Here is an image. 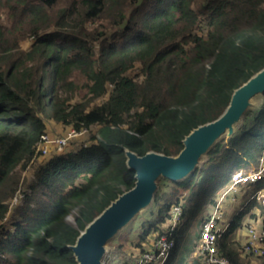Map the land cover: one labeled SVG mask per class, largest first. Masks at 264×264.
<instances>
[{
  "label": "trees",
  "instance_id": "obj_1",
  "mask_svg": "<svg viewBox=\"0 0 264 264\" xmlns=\"http://www.w3.org/2000/svg\"><path fill=\"white\" fill-rule=\"evenodd\" d=\"M1 10L0 264H77L70 247L80 233L134 185L126 152L175 157L264 67V0H0ZM258 97L200 167L158 181L137 231L126 226L109 243L140 255L164 235L173 247L163 264H176L191 223L224 179L258 165L264 93ZM50 124L86 129L90 142L54 153L15 195ZM258 192L264 173L233 197L215 241L228 264H264L235 239L245 220L264 219ZM172 205L181 211L173 228ZM70 209L71 223L62 220Z\"/></svg>",
  "mask_w": 264,
  "mask_h": 264
},
{
  "label": "water",
  "instance_id": "obj_2",
  "mask_svg": "<svg viewBox=\"0 0 264 264\" xmlns=\"http://www.w3.org/2000/svg\"><path fill=\"white\" fill-rule=\"evenodd\" d=\"M263 93L264 67L233 92L227 108L217 119L193 129L185 137L183 148L175 157L153 152L139 157L126 152V164L134 171V185L110 203L80 233L70 247L76 263L106 264L112 249L107 244L151 204L158 181H180L200 167L202 157L223 136L228 139L233 135L243 114Z\"/></svg>",
  "mask_w": 264,
  "mask_h": 264
},
{
  "label": "built area",
  "instance_id": "obj_3",
  "mask_svg": "<svg viewBox=\"0 0 264 264\" xmlns=\"http://www.w3.org/2000/svg\"><path fill=\"white\" fill-rule=\"evenodd\" d=\"M86 132V129L74 131L62 137H50L43 134L35 148L34 159L47 156L51 150L59 152L64 149L67 142L73 137H79ZM264 173V150L259 158L256 167H249L247 170L238 169L229 178V183L221 198L216 199L205 220L201 223L199 239L196 247L195 259L192 264H228L226 258L221 256L215 246V241L224 232L226 225L220 226L222 207L230 192H234L238 187L247 183H254L261 178ZM223 191V190H222ZM221 194V193H220ZM255 199H264V194L258 192ZM224 201V202H223ZM181 211L179 205H172L169 210L168 225L172 228L180 221ZM246 238L242 245V251L246 255L264 257V226L256 228L247 226ZM173 247V241L168 240L164 235H160L142 254L138 255L133 264H163L167 259L169 251Z\"/></svg>",
  "mask_w": 264,
  "mask_h": 264
},
{
  "label": "rangeland",
  "instance_id": "obj_4",
  "mask_svg": "<svg viewBox=\"0 0 264 264\" xmlns=\"http://www.w3.org/2000/svg\"><path fill=\"white\" fill-rule=\"evenodd\" d=\"M0 16L1 17H5V14L2 12V10L0 11ZM1 20V19H0ZM241 29H243V27H241ZM28 42H23L22 43V49H25L27 47ZM254 106L252 107H256V105L259 103V97H257L254 101ZM71 129H67L64 126L60 125V124H50L48 126V135L50 137H62L63 135H66L67 133H69ZM91 130L93 132H95L94 128H91ZM92 132L89 133L87 130L84 134H82L81 136H77V137H73L72 139H70L67 144L65 145L64 149L59 151V152H54L53 150L50 151V153L45 156V157H39V158H35L33 159V163H32V167H27L25 168V170L21 173V177H20V184L18 185L16 194L19 193L20 187L21 186V181L23 180V178L25 177V179H27L28 177H30L32 170L35 169L37 166H39L41 163H43V161L49 159L52 155H54V153H60L62 151H71L73 149H76L78 146L80 145H87L90 142V136H91ZM222 138H225V136H223ZM226 139V138H225ZM254 156H260V153H258L257 151L254 153ZM206 160V157H202L200 163L202 165V163H204ZM249 167H255L254 165H250ZM229 183V177L224 179V186L222 188V190L219 191V193H213L212 197L214 196V194H216L213 199H219L222 196V193L225 191V189L227 188ZM221 193V194H220ZM238 193V188L234 191V192H230L227 196L226 199H224L225 201L227 200V202L233 203L234 202V196ZM262 194H264L262 192ZM210 197V200L211 198ZM16 201V199H14V202ZM256 201H258V204H264V199H259ZM224 202V201H223ZM213 205L212 201H209L208 204L206 205L204 211L201 213L200 216H198L196 219L193 220V222L191 223L190 226V230L186 236V239L182 245V249L180 252V256L178 257V260L176 262V264H192L196 261L195 259V253H196V247H197V243H198V239H199V231H200V226H201V219L205 218L207 216V214L209 213L211 206ZM224 206V204H223ZM149 207V206H148ZM148 207H145L144 209H142L140 211V213L138 214L139 216L144 215L147 212ZM222 216L220 218V226L223 227V225H226V217L230 216V212L229 210L224 212V207H222ZM73 215H74V210L70 209L68 211H66L63 216H62V220L68 221L69 223H71L73 221ZM140 219L134 218L128 225V226H132L134 227V231L138 230V226L140 225L139 221ZM124 229V228H123ZM122 229V230H123ZM120 230V231H122ZM119 231V232H120ZM135 234V233H134ZM236 239V238H235ZM245 240V239H244ZM151 242V241H150ZM107 247H111V251H110V255L108 257V259H106V264H124V262L126 261V259H128L130 256L135 259L136 257H138V249L135 248H130L129 246H126V248H122V250L119 251L117 245L114 244V246H112L110 243L107 244ZM132 259V261H133Z\"/></svg>",
  "mask_w": 264,
  "mask_h": 264
},
{
  "label": "crops",
  "instance_id": "obj_5",
  "mask_svg": "<svg viewBox=\"0 0 264 264\" xmlns=\"http://www.w3.org/2000/svg\"><path fill=\"white\" fill-rule=\"evenodd\" d=\"M219 193V192H217ZM224 212L227 210H229V212L231 211V203L230 202H227V200L224 202ZM247 226H254L256 228H260V226H264V219L260 218L259 216L256 217L254 220H245L244 223L242 224V227L240 230L237 231L235 237L238 241L240 242H244L245 238H246V227Z\"/></svg>",
  "mask_w": 264,
  "mask_h": 264
}]
</instances>
